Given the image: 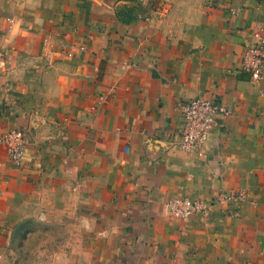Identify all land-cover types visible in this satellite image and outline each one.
I'll return each mask as SVG.
<instances>
[{"label": "crops", "instance_id": "obj_1", "mask_svg": "<svg viewBox=\"0 0 264 264\" xmlns=\"http://www.w3.org/2000/svg\"><path fill=\"white\" fill-rule=\"evenodd\" d=\"M263 19L264 0H0V133L26 132L20 162L0 143V264H35L32 221L56 226L53 264H264V82L241 65ZM197 95L229 110L201 154L175 144ZM230 189L227 214L168 212Z\"/></svg>", "mask_w": 264, "mask_h": 264}, {"label": "built area", "instance_id": "obj_2", "mask_svg": "<svg viewBox=\"0 0 264 264\" xmlns=\"http://www.w3.org/2000/svg\"><path fill=\"white\" fill-rule=\"evenodd\" d=\"M169 1L171 0H164L166 3ZM241 65L255 81L264 82V19L261 21L259 39L255 43L245 45ZM260 95L264 98V88L260 90ZM222 112L229 113V110L218 101L203 95H197L185 102L183 104V127L180 138L175 144L183 150L200 153L215 127L218 115ZM0 143L6 146L14 162H20L25 152L26 132L21 128L9 129L0 133ZM170 143H174V140H170ZM246 197L245 190L230 189L220 191L210 198L171 199L167 208L173 217L190 220L198 215L206 214L214 207L220 208L223 214H227L232 206H239L246 200Z\"/></svg>", "mask_w": 264, "mask_h": 264}, {"label": "rangeland", "instance_id": "obj_3", "mask_svg": "<svg viewBox=\"0 0 264 264\" xmlns=\"http://www.w3.org/2000/svg\"><path fill=\"white\" fill-rule=\"evenodd\" d=\"M32 224V231H30L29 235L30 246L28 248L31 259L35 262V264H38L40 261H42L43 264H53L55 257L54 254L57 249L53 245L54 238L58 236L55 228L56 226L54 223L39 225V223L34 221H32ZM45 239H48L46 245Z\"/></svg>", "mask_w": 264, "mask_h": 264}]
</instances>
